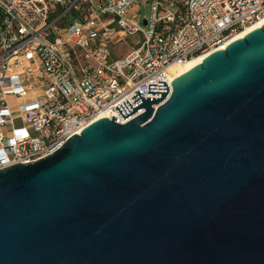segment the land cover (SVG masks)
I'll use <instances>...</instances> for the list:
<instances>
[{"label":"water","instance_id":"1","mask_svg":"<svg viewBox=\"0 0 264 264\" xmlns=\"http://www.w3.org/2000/svg\"><path fill=\"white\" fill-rule=\"evenodd\" d=\"M169 90L0 169V264H264V23Z\"/></svg>","mask_w":264,"mask_h":264},{"label":"built area","instance_id":"2","mask_svg":"<svg viewBox=\"0 0 264 264\" xmlns=\"http://www.w3.org/2000/svg\"><path fill=\"white\" fill-rule=\"evenodd\" d=\"M263 18L264 0H0V169L54 153L100 117L129 122L145 108L123 119L117 106L135 108L137 91L162 98L148 94L159 80L171 93L172 65L226 47Z\"/></svg>","mask_w":264,"mask_h":264},{"label":"bare ground","instance_id":"3","mask_svg":"<svg viewBox=\"0 0 264 264\" xmlns=\"http://www.w3.org/2000/svg\"><path fill=\"white\" fill-rule=\"evenodd\" d=\"M264 23V18L261 19L258 23L246 28L245 30L238 33L232 40H235L236 38L245 36L249 31L252 29L261 26ZM229 41V43L231 42ZM226 45V44H225ZM227 46V45H226ZM206 57V54H202L199 56H195L193 59L188 60L187 62L183 64H174L170 67L171 77L175 80L177 77L185 73L186 71L190 70L192 67L197 65L198 63L202 62L204 58Z\"/></svg>","mask_w":264,"mask_h":264},{"label":"rangeland","instance_id":"4","mask_svg":"<svg viewBox=\"0 0 264 264\" xmlns=\"http://www.w3.org/2000/svg\"><path fill=\"white\" fill-rule=\"evenodd\" d=\"M149 13H150V8L149 6H145L143 5V7L141 8V16H142V24H143V19H144V16H149ZM136 41V37H133V38H128L126 39L125 41H123L122 43L118 44L115 46L114 48V52L116 55L120 56L122 55V53H126L127 51L130 50V47L134 45ZM92 64L93 65H97V62L95 60H91ZM19 105V102L17 99H11L10 100V106L12 109H16ZM15 114L14 115H17L18 112L16 110H14Z\"/></svg>","mask_w":264,"mask_h":264}]
</instances>
